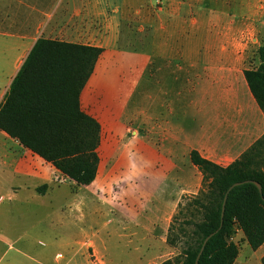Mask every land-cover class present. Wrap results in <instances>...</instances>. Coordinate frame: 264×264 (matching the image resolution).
<instances>
[{
    "label": "crops",
    "instance_id": "obj_1",
    "mask_svg": "<svg viewBox=\"0 0 264 264\" xmlns=\"http://www.w3.org/2000/svg\"><path fill=\"white\" fill-rule=\"evenodd\" d=\"M11 1L16 12L6 13L0 19V103L38 38L102 48L90 77L78 93L80 108L100 125L97 173L85 186L90 190L94 187L101 163L113 159L116 168L135 164L133 176L139 183L141 209L134 212V217L115 219L117 224H132L146 230L147 213L154 201L164 200L166 209L173 211L182 196L196 195L203 175L190 161V151L196 150L205 159L227 166L264 135V112L243 74L247 67L242 28L232 23V18H239L235 12L242 7L241 2L230 1L233 9L226 13L206 0H183L189 8L202 3L206 18L214 15L213 9L220 12L224 25L216 30L224 38L194 45L179 42L182 48L174 55L159 52L157 41L154 48L147 46L140 53L122 51L116 46L117 25L107 27L118 19L119 8L126 0ZM259 1L246 2L248 14L258 9ZM198 20L193 12L174 11L166 17V26L175 30L169 34L171 46L183 32L176 30L180 23L191 24L182 34L186 37L197 34L201 27ZM207 31L214 32L215 24ZM1 41L7 46L2 47ZM185 47H200L205 53H197L201 51L198 49L191 54ZM128 122L133 123L132 130ZM41 162L50 165L0 130V169L22 177L23 188L44 194L52 177ZM50 166L51 174L56 172L54 178L58 174L64 177ZM73 183L69 182L72 186ZM21 185L13 188L20 189ZM41 185L46 187L39 192ZM3 241L0 238V244ZM63 243L64 254H18L32 264H114L110 248L100 247L106 244L104 241L68 239ZM244 244L249 246L246 241ZM17 261L11 256L7 264Z\"/></svg>",
    "mask_w": 264,
    "mask_h": 264
},
{
    "label": "rangeland",
    "instance_id": "obj_2",
    "mask_svg": "<svg viewBox=\"0 0 264 264\" xmlns=\"http://www.w3.org/2000/svg\"><path fill=\"white\" fill-rule=\"evenodd\" d=\"M206 1L223 8L226 13L233 9L230 3L233 0ZM237 1L242 3L243 8L235 12L239 18H232V23H237L242 28V43L246 47L244 63L247 68H254L258 64L257 49L264 45V0L259 1L258 9H254L251 14L244 8L249 0ZM126 2L119 8L118 19L111 21L107 27L109 29L112 24L117 25L118 37L115 44L122 51L140 53V45L154 48L157 41L160 45L157 47L159 52L177 55L182 48L179 47V42L194 45L210 42L208 39L218 42L224 38L216 30L224 25V20H220V12L213 9L211 12L214 15L206 18L202 3L189 8L183 0ZM15 7L11 0H0V19L6 17V13L15 11ZM174 11L196 13L201 27L197 29L196 35L187 34L182 37L191 24L188 21L186 24L180 23L176 30L183 32L179 34V40L176 38L171 46L169 34L175 30L171 31L164 19ZM211 24H215L214 32L207 31ZM1 45L6 47L7 43L1 41ZM185 48L191 54L198 49L201 51L197 53H205L200 47ZM4 56L8 57L6 53ZM127 126L133 129L132 122H128ZM245 155L244 159L251 168L264 169V140L255 144ZM41 163L50 172L49 177H52L44 194L23 188L20 184L23 182L22 177L0 169V238L4 239L0 244V253H3L0 264H7L11 256L17 258V264H32L18 254L22 252L48 251L51 256L56 253L64 254L66 246L63 241L68 239L104 241L106 244H101L100 247L110 248L114 264H160L181 250L183 241L193 230V223L201 220V212L193 202V196H182L179 207L176 206L173 211L166 209L164 200L154 201L150 206L151 211L147 213L146 230L134 228L132 224H117L115 219L134 217V212L141 209L139 183L133 176L134 163L127 168H116L113 159L101 163L96 184L91 190L85 185L77 186L73 183L72 186L69 184L71 180L60 174L54 178L56 172L51 174L53 168ZM127 171L130 173L126 174ZM18 184L21 188L14 189L13 186ZM172 222L171 237L174 234L180 237L174 245L166 241L165 230ZM230 241L239 247V254L233 264H262L264 243L255 250L244 246L243 235L238 229L234 230ZM102 251L106 252L104 249Z\"/></svg>",
    "mask_w": 264,
    "mask_h": 264
},
{
    "label": "trees",
    "instance_id": "obj_3",
    "mask_svg": "<svg viewBox=\"0 0 264 264\" xmlns=\"http://www.w3.org/2000/svg\"><path fill=\"white\" fill-rule=\"evenodd\" d=\"M142 48L139 51L145 52ZM101 52L102 48L96 46L38 38L0 103V130L77 186L94 180L99 162L100 125L80 108L78 93ZM257 57V66L244 69L243 74L264 112V45L258 47ZM262 140L264 135L227 166L190 151V161L203 175L202 186L192 197L201 220L193 223L181 250L160 264H195L204 237L219 227L226 190L237 181L255 180L262 193L252 182L229 191L221 227L206 242L198 264H233L239 252L237 244L230 241L235 229L241 231L253 250L264 243V169L251 168L244 159L246 152ZM45 187L41 185L37 190L42 192ZM172 231L173 222L166 241L174 245L180 237H171ZM261 260L264 264V255Z\"/></svg>",
    "mask_w": 264,
    "mask_h": 264
},
{
    "label": "water",
    "instance_id": "obj_4",
    "mask_svg": "<svg viewBox=\"0 0 264 264\" xmlns=\"http://www.w3.org/2000/svg\"><path fill=\"white\" fill-rule=\"evenodd\" d=\"M244 182H252V183L257 187L259 193H260V194L262 193L260 183L257 182V181H255V180L237 181V182L232 183V184L228 187V189H227L226 192H225V195H224V198H223V202H222V205H221L220 224H219V227H218L216 230L212 231L211 233H209L208 235H206V236L204 237V239H203V241H202V244H201V247H200V249H199V251H198V253H197V256H196V258H195V264H198L199 256H200V254L202 253V250H203V248H204L206 242L208 241V239H209L211 236H213V235L219 230V228L221 227L222 219H223V214H224L225 201H226V198H227V195H228L229 191H230L233 187H235V186H237V185H240V184H242V183H244Z\"/></svg>",
    "mask_w": 264,
    "mask_h": 264
}]
</instances>
